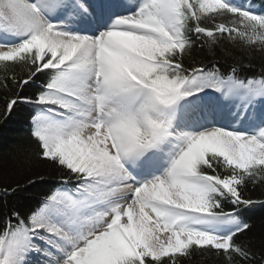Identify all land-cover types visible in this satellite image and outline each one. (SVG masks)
Listing matches in <instances>:
<instances>
[{
  "label": "snow or ice",
  "instance_id": "snow-or-ice-1",
  "mask_svg": "<svg viewBox=\"0 0 264 264\" xmlns=\"http://www.w3.org/2000/svg\"><path fill=\"white\" fill-rule=\"evenodd\" d=\"M231 49L264 57V0H0V124L30 106L47 170L0 185V264H264V65Z\"/></svg>",
  "mask_w": 264,
  "mask_h": 264
},
{
  "label": "trees",
  "instance_id": "trees-1",
  "mask_svg": "<svg viewBox=\"0 0 264 264\" xmlns=\"http://www.w3.org/2000/svg\"><path fill=\"white\" fill-rule=\"evenodd\" d=\"M240 1L245 4L248 3V0ZM228 47L231 48L230 45ZM218 51H222V49ZM231 51L236 59H241L243 64L250 67L252 71L257 73L261 71V67L264 65V57H261L259 52L242 53L238 49H231ZM33 90V88H29L26 92L31 94ZM31 111L30 106L22 105L14 111L6 122L0 124V185H14L17 181L24 183L33 172L47 171L34 155H29L35 150L34 142L28 135ZM24 149H28V153ZM43 191V187L30 188L27 192L13 197L10 202L20 207L21 210H27L42 197ZM248 194L254 199H264V187H250ZM247 215L250 222L255 224L254 232L259 239L264 233V208L257 206ZM193 264H217V262L214 257L197 255L193 259Z\"/></svg>",
  "mask_w": 264,
  "mask_h": 264
}]
</instances>
